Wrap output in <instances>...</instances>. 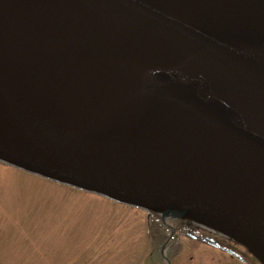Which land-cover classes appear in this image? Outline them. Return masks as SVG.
<instances>
[{"label":"water","instance_id":"obj_1","mask_svg":"<svg viewBox=\"0 0 264 264\" xmlns=\"http://www.w3.org/2000/svg\"><path fill=\"white\" fill-rule=\"evenodd\" d=\"M0 162L264 264V0H0Z\"/></svg>","mask_w":264,"mask_h":264},{"label":"rangeland","instance_id":"obj_2","mask_svg":"<svg viewBox=\"0 0 264 264\" xmlns=\"http://www.w3.org/2000/svg\"><path fill=\"white\" fill-rule=\"evenodd\" d=\"M194 232L171 264H252ZM159 234L153 216L0 164V264H164Z\"/></svg>","mask_w":264,"mask_h":264},{"label":"flooded vegetation","instance_id":"obj_3","mask_svg":"<svg viewBox=\"0 0 264 264\" xmlns=\"http://www.w3.org/2000/svg\"><path fill=\"white\" fill-rule=\"evenodd\" d=\"M174 224H176V226H177V229L174 230V233H176L178 236H184V235H187L186 233H188V234L191 233L190 232V229H197V232L198 233L203 234V235H207V233L205 232V230H202V229L198 230L199 228L193 227L189 223H186V222H176V223H173V225L170 224L169 226L170 227H174ZM214 238H215L214 241L217 242L220 245L219 247H220L221 250H223V251H225V252H227L229 254H234V255H235V252L234 251H240L241 252V250L239 249V247L237 245H235V244H233V243L225 240L224 238H220V237H217V236H215ZM208 240H211V239L208 238ZM228 248H230L232 250H228ZM244 255L247 258H249L246 253ZM250 259H248V260H250Z\"/></svg>","mask_w":264,"mask_h":264}]
</instances>
